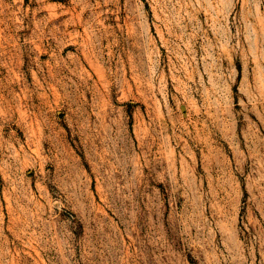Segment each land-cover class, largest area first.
Returning <instances> with one entry per match:
<instances>
[{"label":"rangeland","instance_id":"rangeland-1","mask_svg":"<svg viewBox=\"0 0 264 264\" xmlns=\"http://www.w3.org/2000/svg\"><path fill=\"white\" fill-rule=\"evenodd\" d=\"M0 264H264V0H0Z\"/></svg>","mask_w":264,"mask_h":264}]
</instances>
